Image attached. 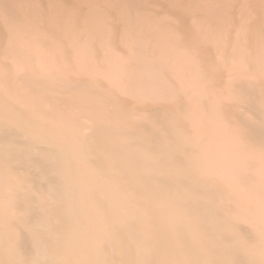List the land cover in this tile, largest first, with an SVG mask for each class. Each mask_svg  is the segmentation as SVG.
Segmentation results:
<instances>
[{"label": "rangeland", "instance_id": "1", "mask_svg": "<svg viewBox=\"0 0 264 264\" xmlns=\"http://www.w3.org/2000/svg\"><path fill=\"white\" fill-rule=\"evenodd\" d=\"M0 264H264V0H0Z\"/></svg>", "mask_w": 264, "mask_h": 264}]
</instances>
